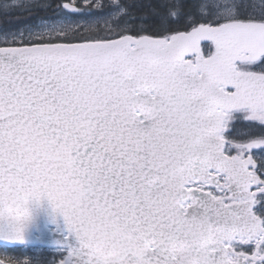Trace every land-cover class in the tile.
<instances>
[{"label":"snow or ice","instance_id":"snow-or-ice-1","mask_svg":"<svg viewBox=\"0 0 264 264\" xmlns=\"http://www.w3.org/2000/svg\"><path fill=\"white\" fill-rule=\"evenodd\" d=\"M0 19V264H264V0Z\"/></svg>","mask_w":264,"mask_h":264},{"label":"trees","instance_id":"trees-1","mask_svg":"<svg viewBox=\"0 0 264 264\" xmlns=\"http://www.w3.org/2000/svg\"><path fill=\"white\" fill-rule=\"evenodd\" d=\"M4 23V21L2 19H0V26H2Z\"/></svg>","mask_w":264,"mask_h":264}]
</instances>
